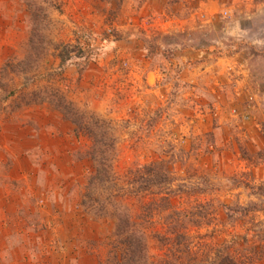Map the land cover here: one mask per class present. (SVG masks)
Here are the masks:
<instances>
[{"label": "rangeland", "instance_id": "rangeland-1", "mask_svg": "<svg viewBox=\"0 0 264 264\" xmlns=\"http://www.w3.org/2000/svg\"><path fill=\"white\" fill-rule=\"evenodd\" d=\"M35 1L46 44L28 41ZM52 83L110 123L118 184L153 160L176 177L174 210L143 222L152 261L179 227L181 264L223 244L264 264V0H0V264H105L111 222L79 205L89 141L41 102Z\"/></svg>", "mask_w": 264, "mask_h": 264}, {"label": "trees", "instance_id": "trees-1", "mask_svg": "<svg viewBox=\"0 0 264 264\" xmlns=\"http://www.w3.org/2000/svg\"><path fill=\"white\" fill-rule=\"evenodd\" d=\"M31 3L28 6L31 27L29 30V44L45 41L44 29L46 27L45 8ZM38 34V39L32 35ZM31 35V36H30ZM43 44L42 54L45 51ZM37 46V45H36ZM60 63L66 59L62 53L58 54ZM49 98L43 97L41 102H46L61 113L64 120L73 125L74 134L84 137L89 141V145L81 149L79 159L86 162L85 176L81 183V199L79 205L83 207L84 213L91 219L109 221L110 230L107 236V252L105 264H162L160 261H152L148 251V234L144 221L151 219L155 213L173 209L171 200L175 197V189L172 186L176 179L173 172L167 165L153 160L148 164L138 163L129 169L124 176V183L118 184L116 176L112 172L110 157L115 155L114 144L116 136L110 128V123L97 117L92 113L79 110L65 92L52 83V91ZM33 98L25 100L37 102ZM132 186L135 191L145 195H139L141 201L137 213L132 214L131 210L124 204V198ZM181 187V186H178ZM144 196L148 197L147 202ZM221 204V203H220ZM179 227L165 229L163 234L153 233V237L159 242H165L170 249L166 255L167 260L163 264H181L174 254L173 247L181 244L185 256L191 255L190 236L185 230ZM231 244V243H230ZM219 247V246H218ZM229 245H222L218 249L214 247L212 253L211 246H206L203 251V258L206 264H245L242 260H236L235 256L228 249ZM181 249V250H182ZM210 254H213L212 256ZM195 256H190L194 258ZM190 264V260L187 263ZM192 264V263H191Z\"/></svg>", "mask_w": 264, "mask_h": 264}]
</instances>
